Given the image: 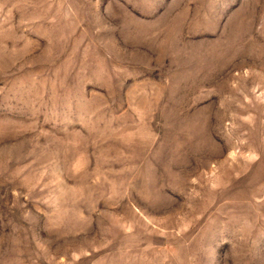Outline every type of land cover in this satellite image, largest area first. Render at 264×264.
Here are the masks:
<instances>
[{
	"label": "rangeland",
	"instance_id": "374dc122",
	"mask_svg": "<svg viewBox=\"0 0 264 264\" xmlns=\"http://www.w3.org/2000/svg\"><path fill=\"white\" fill-rule=\"evenodd\" d=\"M0 264H264V0H0Z\"/></svg>",
	"mask_w": 264,
	"mask_h": 264
}]
</instances>
